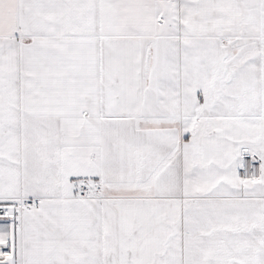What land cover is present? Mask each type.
<instances>
[{
	"label": "snow or ice",
	"instance_id": "6c2138e0",
	"mask_svg": "<svg viewBox=\"0 0 264 264\" xmlns=\"http://www.w3.org/2000/svg\"><path fill=\"white\" fill-rule=\"evenodd\" d=\"M0 264H264V0H0Z\"/></svg>",
	"mask_w": 264,
	"mask_h": 264
}]
</instances>
